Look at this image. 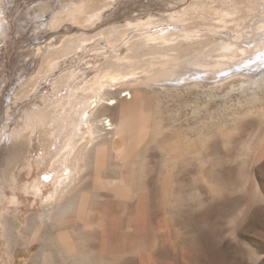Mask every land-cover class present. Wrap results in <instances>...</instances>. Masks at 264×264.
Returning a JSON list of instances; mask_svg holds the SVG:
<instances>
[{"label": "rangeland", "instance_id": "374dc122", "mask_svg": "<svg viewBox=\"0 0 264 264\" xmlns=\"http://www.w3.org/2000/svg\"><path fill=\"white\" fill-rule=\"evenodd\" d=\"M102 1L103 0L101 1L94 0L95 3L93 8L97 9L95 5L97 7L100 6L102 8L103 7L105 8L99 12V15H97L98 17L96 16L97 18L96 17L93 18L95 20L92 19V21L88 23L87 22L83 23L82 22L83 20L79 18L78 22L73 20L72 21L66 20L67 22L66 23L65 20L62 21L59 20L55 24H51V21L53 20V14H54L53 12L55 11L53 6H58L60 3L59 0H56V2L55 1L49 2L51 3L50 10H47L49 11V13H47V11H44L43 14L45 13L46 14L44 15V17L42 16V18L39 20L34 17L33 18L29 16L27 17L26 11L22 13L21 16L18 15L21 18V20H24V22L20 21V23L19 22L16 23L17 25L15 24L16 26H14L13 30L11 31L10 38H8L9 44L7 45L6 48L4 45L0 44L1 45L0 53L3 54L0 55V67H1L0 71L2 72V73L0 72V75H3L0 76V87L2 90L0 93V131L4 129V127H6L4 130H6L7 128H8L7 130H12V128L15 129L14 125L19 122L21 123L20 121L21 115L23 117L26 116V114H29L33 111V108L35 106L29 105L31 102L39 103L44 96H47V98L49 97L48 99L51 100L54 94V90L56 89V85L52 84V82L49 81V79L47 81L41 82L40 84L37 83L38 74L42 72V69L45 68L48 59H50L51 57H56V58L58 57L61 59V57L67 56L68 58L66 62L61 63L60 67L56 69L57 70L56 72L54 71V75L52 76L53 79L60 77L59 76L60 73H62L63 75H68L71 73L72 70L76 68H80L81 70L84 69V71H86L88 74L90 75L92 74L88 80L89 81L88 86H90L93 77H94L93 82H96L103 75H105L108 70H110L108 68L111 62L112 64L114 63L113 66L115 64L118 65L121 64L126 66L127 63L130 65H134L144 59H148V58L151 59L153 57L152 54L155 52L156 49L157 50L159 49V51H161L160 45H158L159 43L149 41V44L155 47L157 46L156 48L153 47L147 48L146 46H143L141 44L143 42H148L146 41V38L140 36L141 35L139 34L140 29L138 30V28L141 29L144 28L145 20L149 18L157 19L162 15L174 14L175 12L177 13L179 9L180 11H182L183 9H184L183 11H189L191 8L194 7L205 8L206 13L207 14L209 13L211 16H213L214 14L213 10L215 8H219L213 0H205L207 2L208 1L211 2L210 4L211 6L207 5V3L204 0H201L202 3L204 2L203 4L199 0H184V1L181 0L183 2H180V0H117V1L105 0L103 1L104 3ZM218 1L220 0H217V2ZM231 1L227 0V2H231ZM234 1L236 2V0ZM237 1L239 3L241 2L240 6L239 5L238 6L240 7L241 10L244 9L242 12L245 15L244 14L241 15H243L245 18L247 17L249 18L251 17V15H256L255 11L252 9L256 10V8H258L259 10L261 7L258 5L257 0H246V1L237 0ZM243 1L245 2L244 4L242 3ZM238 2L236 3L239 4ZM100 3L102 4L99 5ZM35 4H32L31 7H33ZM25 5L27 7L29 6L28 1L25 2ZM241 5L244 6L245 8L242 7ZM255 5L258 6L250 8L251 6H255ZM205 6H207V8ZM100 7L99 10L101 9ZM259 11H260L259 13H264V9H260ZM239 18H242V16L241 17L239 16ZM215 24H216L215 21L208 22V21H202L200 19L194 20L193 22L192 21L188 22L187 23L188 27L190 28L196 27L202 30L199 33V36L200 35L201 36L200 38L195 39L196 41L195 40L185 41V42L183 41L181 42V44L179 42V46L178 48H176V52L181 54L180 57H185V54L188 55L193 52L203 51V49L206 50L207 48H210L211 46H214L217 42H219L218 33L208 31V30H214V28L216 30L218 27H215L216 26ZM229 26L231 27L233 26V27L231 28ZM234 26L235 25L233 24L228 25L230 29H233ZM175 31L176 33L179 32L180 34L179 30H175ZM175 31H173L172 33V30L170 31L167 30L164 31V34L166 36L168 34V37L170 38V36L173 35ZM169 32L171 33L169 34ZM121 35L125 37L126 41L123 40L120 46L118 45L119 43H112L111 44L112 47L110 46L111 49H108L105 45L103 46L105 41L107 40L111 41L114 38H117L118 36ZM131 36L134 37V39ZM174 37H175L174 35L173 37L171 36V38ZM206 37L208 38V41ZM213 37L214 39H212ZM81 44L85 46L82 50H80L77 47V45H81ZM180 45L184 48H182ZM4 48L6 50H4ZM127 48L128 50L126 51ZM192 48H194L197 51L193 50ZM118 49L119 50L121 49L120 51H118L119 53L116 52ZM169 50L171 51L172 49L168 47L167 51ZM133 54L136 56L135 58L132 57ZM114 60L116 61L114 62ZM120 60H122L123 62H121ZM89 66L93 69L91 70ZM98 66L99 68L104 67L103 69L107 68L105 69V71H103V69H100L103 71V72L101 71L102 75L100 73L101 77L98 75L99 74ZM113 66L112 67L110 66V68H113ZM126 67H129V65H127ZM139 79H140L139 81L144 82L146 81L147 76L145 74L140 75ZM59 84H63V80H61ZM229 86H230L229 83L225 85L222 84L210 90L209 94L207 93L206 90L197 89L196 87H192V88L183 87L184 89L182 88V92H177L174 94H168L162 88L152 89L148 87L146 88L142 87L139 89V100L143 104L148 103L149 108L151 109V121H152L151 125L155 130V131L151 130V134L154 135L156 133V141L157 143L158 142L159 143L157 144L155 142L154 145L152 146L153 148L150 147L149 150L147 148H144L141 152L142 153L141 156L143 155L142 156L143 158L141 157L140 159L136 160V163L134 162L135 164L133 162L127 163L126 164L127 166L125 165L126 167L121 162V160L116 158L115 154L117 153L116 148L118 147V145L114 149V146L112 144L107 143L104 146L105 149L104 148L101 149V153L103 154H101L102 156L100 155V158L97 159L96 154H94L96 153V149L93 150V155L91 157L92 164H91V169L89 171L86 172L85 166L83 167L82 165L80 170L75 172L74 175L72 176V179L69 180L70 182L68 183L66 182V185H68L67 186L68 191L76 188V186L78 188L79 193L85 191V193L88 195L89 198L88 212L94 215L102 214V219H104L102 221L100 220L98 224H95L93 228L95 230H93L92 232H90V230L81 232L83 235H85L87 232L88 235L83 236L81 235V233L80 235H78V237H81L77 239V240L80 239L79 241L80 244L82 245L81 251L85 247H88L90 245L91 247H95L96 243L100 239H102L101 238L102 234L100 233L112 221H116V220L119 221V223L124 226L122 230L124 229V231H126L127 225H129L131 222L138 224V219L141 220L144 214H146V212L147 213L151 212L150 222H149L150 225L149 230L151 231V234L148 235V233L141 230V232L136 238V241L138 246L140 247L144 246L142 248H145L146 245H149L152 254L149 257L147 255L148 258L137 259L136 261H134L135 263L133 261H130V259H128L129 261H125L124 264H139V263L140 264H163V263L164 264H209V263L210 264H264V157L261 159L258 157L264 147V142H263L264 118H262L264 115L263 113L264 92L261 95V100H256L254 101L255 102L254 104H251L248 102L249 100H247L248 97L246 95L248 92L246 93L236 92V94L230 96L229 98L227 96L225 97V94L227 95L228 93ZM32 87L35 88L32 89ZM116 89L113 88V90ZM24 91L27 94H24L25 93ZM203 92L206 94H204ZM62 93L65 94L64 92ZM62 93H59L58 95ZM126 94L127 93H123L122 96ZM26 95L29 96L30 98L27 97ZM24 96L25 98L26 97L27 98L25 99ZM144 99H146V101ZM24 105L26 106L24 107ZM249 110H252V112L248 113ZM195 111L198 114L194 113ZM47 112L48 113L46 114L40 115L41 118L40 122L43 120V122L40 123L41 124L40 127H42V125L43 126L46 125L48 128L47 127L46 129L44 128L45 130L50 129L49 120H51L52 118L57 117V119L60 118L63 119V115L60 114L53 115L52 110H48ZM176 118H178L179 120H177ZM46 122L49 124H46ZM171 124H172V128H171ZM10 125H12L13 127H10ZM158 127H161V129L163 128L162 130L165 134L162 131L159 132ZM174 132H176V134H174ZM5 133L6 132L4 131L1 142L3 141L4 138H5L4 141L5 140L7 141L5 137L6 135ZM160 133L164 134V136L160 135ZM30 134L31 131L27 130L23 132L21 136L17 137L14 143V145L15 146L17 145V147H15L16 149L13 150V153L10 156L11 165L7 172V176H10V174L16 168V165L21 161H23L24 159L23 157L27 152L26 148L28 147L27 143H29L28 138H30L29 137ZM159 136L162 139L164 138L165 140L163 141H166V143L163 142ZM189 137L191 138L192 141L191 140L189 141ZM48 138L50 139L49 136ZM205 138L208 141H206ZM91 139L92 136L89 133L84 136V139L79 145V150L81 152H83V150L87 152V150L91 148L92 146ZM186 139H188V141L192 143H189ZM4 141L0 143V147L3 146V144L6 142ZM205 142L207 143L209 142V144ZM161 143H164L163 145L165 146H163ZM179 152L181 154H179ZM196 152H199L200 154H197ZM169 153L170 154L173 153L172 154L173 156L175 154L176 155L174 157L168 158L166 157V155L168 156ZM45 154H47L46 156L49 157L48 151H46ZM213 154L214 155L216 154L215 156L217 157L211 158V157H215ZM198 156L201 157L198 158ZM101 157L103 158L101 159ZM177 157L180 158L177 159ZM94 158H96L97 161L100 160L101 162L98 177L96 176V170H98L99 165L97 166V162H95L96 160ZM145 162H147V167ZM131 163H133L135 166H133V164ZM176 164L178 166L180 165L179 168ZM175 165L176 167H174ZM143 166L144 168H142ZM184 166H186L189 170H187V168H185ZM128 167L130 171L129 169H126L125 171V168ZM170 167L171 168L174 167L173 168L174 171ZM176 168L177 170H175ZM81 169H83V171H81ZM181 170L183 171L181 172ZM10 171L12 172L10 173ZM136 171L138 172V174ZM166 171H168L169 173ZM132 173L134 175H132ZM141 176L144 178V180L140 178ZM166 176H168V178L165 181ZM160 177L161 179L159 180ZM97 178H100L99 181ZM107 179L115 180V181L120 180L118 182H123L124 179L127 180L125 187L129 186L127 188L130 189V191L133 193V198L135 201L132 199H130L132 201L129 200H125L123 202L118 200L115 201L114 199L115 197L113 196V194L100 187V184L102 182L100 180L108 181ZM79 181L81 182L80 185L77 184L79 183ZM82 181L85 183L82 184ZM130 184L132 185V187ZM178 185L180 186V188L178 187ZM193 186L194 187L197 186V187L193 188ZM211 189L213 191H211ZM193 191L197 192V194L191 193ZM17 192L20 198L15 203L9 205L10 207H12L11 210H13L15 214L17 212H18L17 214H21L24 212L26 213V211H33L35 210V208L37 209L40 207L39 204L41 203V195L36 194L31 187L21 188V190ZM136 192H139L137 193L138 195H136ZM180 193H184L183 195L186 194L185 195L186 197L184 196V198L181 199V197L183 196L181 194L180 195L181 197H179ZM190 193L193 195H191ZM134 195L137 197L135 198ZM166 195L169 198L164 200ZM99 198H102L100 199L101 201L99 200ZM170 198L173 199L170 200ZM175 199H177V202L180 205L176 203ZM22 200L24 203L22 202ZM98 200H99V204H97L98 202H96ZM188 200L189 201L192 200L190 201L191 205L188 203ZM93 201L94 203H96L94 207L92 206L94 205L92 203ZM182 201L185 203H183ZM207 201H209L210 204ZM200 202L202 203L201 208H199ZM169 203L171 204L170 205L171 208L169 206ZM184 204H186V206ZM187 204L190 205V208L187 207L189 206ZM213 204H215V206ZM122 205L124 206L122 207ZM174 205L175 208L173 207ZM115 206H117V208ZM131 206L133 207V209ZM91 209L92 210L95 209V211H97L98 209V211L94 212L91 211ZM171 209L173 212L171 211ZM182 210H184L185 213ZM194 210L196 211V214H194L195 213ZM13 211L12 214H14ZM114 211H116L117 213ZM73 213L74 212H72V214ZM180 214L184 216H181ZM73 217L69 218L68 216L69 219L67 223L70 224L76 223L75 217L74 218ZM189 217H192V219ZM37 226L39 227V223L36 222L32 223L30 225L29 230L27 232L24 231V233H22L21 236L18 235V233L16 232L17 230L13 233V237L11 239L12 240L11 249H13V251L16 252L18 258L22 257L24 254H28L27 248L30 246H33L36 251L39 248V243L41 242L42 239L48 241L46 240L49 238L48 235L49 236H51V234L54 235L57 232L62 231L63 229L61 230V228L64 227L63 225L50 226V227L48 226L46 229L43 228L45 230L41 229L40 231L41 236H39L40 240H38V242H36L35 244H31L30 242L31 234L33 232V229H35L34 231H36V229L38 228ZM196 227L197 229H195ZM88 231L90 233H88ZM93 232H95V234ZM161 233L162 235H160ZM152 235L154 236V239L157 240L156 246L154 247L150 242V240H153ZM177 235L179 236L177 237ZM188 236L190 238H188ZM201 238H203L202 241ZM93 239L96 240V242ZM203 242H205V244ZM83 243L85 246L83 245ZM228 245L231 247H229ZM7 251L8 249H4V250L0 249V257H1L0 264H5L2 255L4 252ZM178 252L181 253L179 254ZM96 255L99 254L96 253ZM161 255H163V257ZM58 263L62 264L60 261L57 262V264ZM105 264H109V262L106 261Z\"/></svg>", "mask_w": 264, "mask_h": 264}, {"label": "bare ground", "instance_id": "6f19581e", "mask_svg": "<svg viewBox=\"0 0 264 264\" xmlns=\"http://www.w3.org/2000/svg\"><path fill=\"white\" fill-rule=\"evenodd\" d=\"M26 1H28V3H29L28 7L25 5ZM51 1L56 2V0H0V44L4 45L5 48L7 47V45L9 44L8 38H10L11 31L13 30L14 26L17 25L16 23H18V22L20 23V21L24 22V20H21V18L19 17V16H21L22 13H24L26 11L27 17L28 16L31 18L34 17V18L39 20L42 18V16L44 17V15L46 14V13L43 14L44 11L50 10L51 3H49V2H51ZM59 1H60V3L58 6H53L55 11L53 12L54 13L53 14V20L51 21V24H55L59 20L60 21L65 20V22H66V20L67 21L73 20V21L78 22L79 18L83 20L82 21L83 23L84 22L88 23V22L92 21V19L94 17L99 15V12L105 8V7L102 8L100 6L97 7L96 5H95V7L98 10L93 8L94 3H95L94 0H63V1L59 0ZM99 1H101V0H99ZM103 1H105V0H103ZM107 1H109V0H107ZM183 1L180 0V2H183ZM199 1L202 3L201 0H199ZM213 1L219 7V8H215L213 10L214 11L213 16H211L209 13L207 14L205 8L194 7V8H191L189 11H183L184 9L182 11H180V9H179L180 12L178 11L177 13L175 12L174 14L162 15L157 19H154V18L150 19L149 18V19L145 20L144 23H145L146 27L144 26V28H142V29L138 28V30L140 29V32H139V34H141L140 36L146 38V41H148V42H143L141 44L143 46H146L147 48H152V47L156 48L157 46L155 47L153 45H150L149 41L159 43L158 45H160L161 51H159V49L158 50L156 49L155 52L152 54L153 57L151 59H149V58L144 59V60H142L139 63L134 64V65H130L128 63L126 64L124 62L126 64V66L129 65V67H126L125 65H121V64H119V65L115 64L113 66L114 63L112 64V62H111L112 65L110 64V66L111 67L113 66V68H110V66H109L108 69H110V70H108L106 72V74L104 73L105 75H103L102 77L100 76V73L102 71L100 69H103L104 67L99 68V66H100L99 65L98 66V69H99L98 75L101 78L100 79L97 78L99 80L96 82H93L94 77L92 76L93 77L92 78L93 83L91 82L90 86H88V84H89L88 80L92 74L90 75L86 71H84V69L81 70L80 68H76V69L72 70L71 73L68 75H63L62 73H60L59 74L60 77L53 79L52 76L54 75V71L56 72L57 71L56 69H58L60 67L61 63L66 62V60L68 58H67V56H65V57H61V59L58 57L57 58L51 57L50 59H48L45 68H43L44 72L42 69V72L40 74L37 73L38 74L37 83L40 84L41 82L47 81L49 79V81H51L52 84L56 85V89L54 90V94L51 93V94H53L51 100L48 99L49 97L47 98V96H44L39 103L30 101L31 103L29 105H33L35 107L33 108V111L29 114H26V116L22 117V115H21V118H20L21 123L15 122L16 123L14 125L15 129L12 128V130H7L8 129L7 128L6 130H4L6 128V127H4V129H2L0 131V143H2L5 139L4 138L3 141L1 142V139L3 138L4 131L6 132L5 137L7 139V141L5 140L6 142L4 141L5 143L3 144V146L0 147V249H3V250L8 249V251L4 252L2 255V258H3V261L5 264H57V262H59V261L62 264H105L106 261L109 262V264H124L125 261H129L128 259H130V261L134 262L137 259L148 258L152 254V251L150 250L149 245H146L145 248H142L144 246H142V247L138 246L137 241H136V238L139 235V233L141 232V230L148 233V235L151 234V231L149 230V226H150L149 222H150V213L151 212L150 213L146 212V214H144V216L141 220L138 219V224L131 222L129 225H127L126 231H124V229L122 230V228L124 226L121 225L119 223V221H117V220L112 221L109 225H107L106 228L103 229V231L101 230L102 232L100 234H102L101 235L102 239H100V237H99L100 240L96 243L95 247H91V245H90L88 247H85L81 251L82 245L80 244V241H79L80 239L77 240L78 238H81V237H78V235H80L81 232H85L87 230H90V232H92L93 230H95V229H93L95 224H98V222L100 220L102 221L104 219H102V214H98V215L95 214L94 215V214H91L88 212V200H89V198H88V195L85 193V191L79 193L76 185H75L76 188L68 191L67 190L68 185H66V182L67 183L70 182L69 180L72 179V176L74 175L75 172L80 170L82 165H83V167L85 166L86 172L89 171L91 169V164H92L91 163V157L93 155V150L96 149V153H94V154H96L97 159H98V158H100V155L103 154V153H101V149L104 148V146L107 143L112 144L114 146V149L118 145V147L116 148L117 153L115 155H116L117 159L121 160V162L124 164V166L130 162L136 163V160L140 159L143 156V155L141 156V154H142L141 152L144 148H147L149 150L150 147H152L155 142L157 143L156 133L154 135L151 134V130L153 131L154 129H153V126L151 125V122H152L151 121V109L149 108V104L148 103L143 104L139 100V89L142 87H145V88L148 87V88H152V89H154V88H160L161 89L162 88L168 94H174L177 92H182L183 87H191V88L196 87L197 89L206 90L207 93L209 94L210 90H212L213 88H216L217 86H220L222 84L225 85V84L229 83L230 84L229 90H228L227 95L225 94V97L227 96L229 98L230 96L236 94V92H238V93L248 92L246 96L248 97L247 100H249L248 101L249 103L254 104L255 103L254 101L261 100V95L264 92V13H259L260 12L259 10L264 9V0H257L258 5L261 7L259 10H258V8H256V10L252 9L255 11L256 15H251V17H249V18L248 17L245 18L243 15H241V14H244L242 12L244 9L243 10L240 9L239 6H240L241 2L239 3L237 0H236V2H238L239 4H237L234 0L233 1L230 0L231 2H227V0H220V1H218L219 3L217 2V0H213ZM205 2L207 3V5L211 6L210 5L211 2H209V1L208 2L205 1ZM35 3H37V4H35ZM242 3L244 4L245 2L243 1ZM32 4H35V5L33 7H31ZM101 4L102 3H100L99 5H101ZM176 4H177V2H176ZM253 4H254V2H253ZM107 5H108V3H107ZM209 6H208V8H209ZM257 6L256 5L251 6L250 8L257 7ZM99 7L101 8L100 10H99ZM205 7L207 8V6H205ZM242 7H244V6H242ZM47 13H49V11H47ZM251 13H254V12H251ZM239 16L240 17L242 16V18H239ZM25 18H26V16H25ZM197 19H200L202 21H208V22H213V21L216 22L215 27H218L219 29L217 28L218 30L217 29L215 30V28H214V30H208V31L218 33L219 42H217L214 46L207 48L206 50L203 49V51L193 52L191 54L187 53L188 55L185 54V57H180L181 54L176 52V48H178L179 42L181 44V42H183V41L184 42L185 41H193L195 39L200 38V36H201V35L199 36V33L202 31L200 28L199 29L196 27L190 28L187 26L188 22H191V21L193 22L194 20H197ZM93 20H95V19H93ZM230 24L235 25L233 29L229 28L231 26L228 27V25H230ZM189 25H191V24H189ZM141 27H143V26H141ZM167 30L168 31L172 30V33L175 30H179L180 34H179V32L176 33V31H175L173 34L175 37L171 38V36L173 37V35H171L169 38L168 34H167V36L164 34V31H167ZM135 32H137V31H135ZM170 33L171 32H169V34ZM132 38L134 39V37H132ZM212 39H214V37ZM123 40H125V37H123V35H121V36H118L117 38H114L111 41L110 40L105 41L103 46L105 45L108 49H111L110 46L112 43H119L118 45L120 46V44L123 42ZM207 41H208V38H207ZM79 43H80V41H79ZM209 44H212V43H209ZM74 46H75V44H74ZM77 47L80 50H82L85 46L81 44V45H77ZM168 47L171 48L173 51L175 50L174 51L175 54L173 53L172 50H171L172 53L170 50L167 51ZM5 48H4V50H6ZM128 48L126 49V51L128 50ZM182 48H184V47H182ZM0 49H1V47H0ZM187 49H185V50H187ZM192 49L195 50L194 48H192ZM120 50L118 49L116 52H118ZM198 50H199V48H198ZM75 51H76V49H75ZM195 51H197V50H195ZM184 52H187V51H184ZM191 52H192V50H191ZM72 54H74V53H72ZM0 55H3V54L0 53ZM116 56H118V55H116ZM132 57L135 58L136 56L133 54ZM115 61L116 60H114V62ZM120 61L123 62L122 60H120ZM130 63H132V62H130ZM92 69L93 68H91V70ZM105 69H107V68H105ZM105 69H103V71H105ZM143 74H145L147 76V79H146V81L141 82V81H139L140 80L139 76L143 75ZM101 75H102V73H101ZM0 76H3V75H0ZM1 79H2V77H1ZM61 80H63V84H59ZM35 85H36V83H35ZM46 86H48V85H46ZM33 88H35V87H32V89ZM113 88H115V89L118 88V89L113 90ZM1 91L2 90L0 87V93H1ZM26 92L24 94L28 93V92L27 93ZM31 92H32V90H31ZM62 92H64L65 94H63ZM59 93H62V94L58 95ZM123 93H127V94L122 96ZM204 94H206V93H204ZM16 96H17V94H16ZM65 96H66V99H65ZM27 97H29V96H27ZM24 98H25V96H24ZM207 99H208V97H207ZM144 100L146 101V99H144ZM25 106L26 105H24V107ZM98 106H99V108H98ZM48 110H52L53 115L54 114L63 115V119H61V118L57 119V117L52 118L51 120H49L50 124L46 122V124L50 125V129L45 130L47 127L46 125H44V126L42 125V127H40V125H41L40 123L43 122V120L40 122V119H41L40 115L48 113L47 112ZM251 112H252V110L248 111V113H251ZM194 113H197V112L195 111ZM263 113H264V110H263ZM42 118H43V116H42ZM262 118H264V115ZM176 119L179 120L178 118H176ZM16 120H14V121H16ZM161 121H163V120H161ZM175 122H174V125H175ZM177 124H178V122H177ZM10 127H13V126L10 125ZM158 128H159V130H158L159 132H161V131L163 132V130H162L163 128L162 129H161V127H158ZM171 128H172V124H171ZM27 130H30L31 134L29 136L30 138H28L29 143H27L28 147L26 148L27 152H26L25 156L23 157L24 159H23V161H21L20 163H18L16 165V168L14 167L15 169L13 170V172L10 171V173L12 172L10 174V176H7V172L10 168V165H11V157L10 156L13 153V150L16 149L15 147H17V145L15 146L14 143H15L17 137L21 136V134ZM167 130H168V128H167ZM88 133L91 134V136H92V139H91L92 146H91V148H89L87 150V152H85L83 150V152H84L83 153L79 150V145L82 142V140L84 139V136ZM164 134L160 133V135H163V136H164ZM174 134H176V132H174ZM47 135L50 137V139L48 138ZM157 135H159V134H157ZM182 135H184V134H182ZM197 135H199V134H197ZM200 135H202V134H200ZM25 136H27V135H25ZM167 137H168V134H167ZM203 137H206V136H203ZM203 137H201V138H203ZM163 140H165V139L163 138L162 141ZM186 140L188 141V139H186ZM190 140H191V138L189 137V141ZM206 141H208V140L206 139ZM163 142L166 143V141H163ZM189 143H192V142H189ZM205 143H207V142H205ZM161 144L163 145L164 143H161ZM167 144H169V143H167ZM207 144H209V142ZM247 145H249V144H247ZM159 146H160V144H159ZM163 146H165V145H163ZM187 147H190V146H187ZM195 149H197V148H195ZM46 151H48L49 157L46 156L47 155V154H45ZM196 153L200 154L199 152H196ZM172 154L173 153H171V154L169 153L168 156L166 155V157L171 158V157H174L176 155L175 154L173 156ZM179 154H181V153L179 152ZM201 154H202V152H201ZM183 155H185V154H183ZM183 155H180V156H183ZM156 156H157V154H156ZM199 157H201V156H198V158ZM216 157L217 156L211 157V158H216ZM258 157L260 159L264 157V147H263V150L259 154ZM102 158L103 157H101V159ZM152 158H153V156H152ZM178 158H180V157H177V159ZM185 158H187V157H185ZM237 158H239V157H237ZM94 159L96 160V158H94ZM171 161H174V160H171ZM95 162H97V166L99 165L98 170H96V176L98 177L101 162H100V160H98V161L96 160ZM196 162H198V161H196ZM133 163H131V164H133ZM179 163H180V161H179ZM134 164H133V166H135ZM145 164L147 167V162H145ZM152 164H150V165H152ZM183 164H185V163H183ZM176 165L174 167H176ZM124 166H123V168H124ZM179 166H178V168H179ZM11 167H13V166H11ZM184 167L187 168L186 166H184ZM142 168H144V166ZM173 168H171V169H173ZM126 169H129V167L125 168V171H126ZM169 169H168V171H169ZM132 170H133V168H132ZM175 170H177V168ZM187 170H189V169L187 168ZM81 171H83V169H81ZM129 171H130V169H129ZM168 171H166V172H168ZM173 171H174V169H173ZM182 171L183 170H181V172ZM145 172H147V171H145ZM156 172H158V171H156ZM194 172H196V171H194ZM94 173H95V171H94ZM171 173H173V172H171ZM137 174H138V172H137ZM137 174H136V177H137ZM141 174H142V172H141ZM132 175H134V174L132 173ZM180 175H178V176H180ZM80 178H81V176H80ZM140 178H142L144 180V178L142 176ZM167 178H168V176H166L165 181L167 180ZM97 179L99 181L100 178H97ZM108 179H110V178H108ZM160 179H161V177L159 178V180ZM80 181L77 184L80 185V183H81ZM100 181H102L100 184V187L104 190H107L111 194H113V196L115 197L114 198L115 201L118 200V201L123 202L125 200H129V201L134 200L133 193L130 191V189L127 188L129 186L125 187L127 180L124 179L123 182H118L120 180H118V181L100 180ZM85 182H86V180H85ZM85 182L82 181V184ZM93 182H94V179H93ZM190 184H191V182H190ZM137 186H138V184H137ZM29 187H31L36 194L41 195V203L39 204L40 207L37 209L35 208V210H33V211H26V213L24 212L21 214H17L18 213L17 212L15 214L14 211L11 210L12 207H10L9 205L15 203L20 198L17 191L21 190V188H29ZM131 187H132V185H131ZM178 187L180 188L179 185H178ZM195 187H197V186H195ZM195 187L193 186V188H195ZM136 189H138V188H136ZM160 189H161V187H160ZM131 190H132V188H131ZM143 190H145V189H143ZM211 191H213V190L211 189ZM165 192H166V190H165ZM93 193H95V192H93ZM137 193H139V192H136V195H138ZM172 193H171V196H172ZM191 193L197 194V192H194V191ZM147 194H148V192H147ZM181 194L183 197L180 196ZM183 194L184 193L179 194V197H181V199H183L184 196L186 195V194L185 195H183ZM104 195H105V193H104ZM191 195H193V194H191ZM148 196H149V194H148ZM136 197L137 196H135V198ZM167 198H169V197H167V195H166L164 200H166ZM100 199H102V198H99V200ZM105 199H107V198H105ZM130 199H132V200H130ZM171 199H173V198H170V200ZM99 200L96 201V202H98L97 204H99ZM175 200H176V203H178L177 199H175ZM185 201H187V200H185ZM190 201H192V200H190ZM190 201L188 200L189 204H190ZM22 202H23V200H22ZM172 202H174V201H172ZM207 202H209V201H207ZM207 202H205V203H207ZM92 203L94 204V205H92L94 207L96 203H94V201ZM183 203H185V202H183ZM189 204H187V205H189ZM209 204H210V202H209ZM170 205L171 204L169 203V206ZM184 205L186 206V204H184ZM190 205L187 207L190 208ZM201 205H202V203L200 202L199 208H201ZM213 205L215 206V204H213ZM123 206L124 205H122V207ZM115 207L117 208V206H115ZM173 207L175 208V205ZM193 207H191V208H193ZM170 208H171V206H170ZM24 209H26V208H24ZM92 209H91V211H94V212L98 211V209H97V211H95L96 208L94 210H92ZM132 209H133V207H132ZM12 211L14 214H12ZM159 211H160V209H159ZM171 211H172V209H171ZM182 211L185 213L184 210H182ZM72 212L76 213V214L73 213L76 223L70 224V223H67V221L70 217L71 218L73 217ZM114 212H116V211H114ZM213 212H214V210H213ZM132 213H134V212H132ZM178 213H179V211H178ZM194 214H196V211ZM157 215H158V213H157ZM68 216H69V218H68ZM181 216H184V215H181ZM186 216H187V214H186ZM177 218H178V216H177ZM189 218L192 219V217H189ZM184 221H183V223H184ZM34 222L39 223V227L37 226L38 228L36 229V231H34L35 229H33V232L31 234V241H30L31 244H35L36 242H38V240H40L39 236H41L40 235L41 229H43V228L46 229L48 226L50 227V226H61V225H63L64 227L63 228L60 227V228H61V230L63 229L64 231L63 230L59 231L54 235L51 234V236L48 235L49 238L46 239L48 241H45L44 239H42L41 242L39 243V248L36 251H35V248L33 246H30L27 248L28 254H24L22 257L18 258L16 252L13 251V249H11V241H12L11 239L13 237V233L17 230L16 232L18 233L19 236H21V234L24 233V231L27 232L29 230L30 225ZM189 224H190V222H189ZM33 226H34V224H33ZM185 227H186V225H185ZM197 227L195 229H197ZM52 228H54V227H52ZM45 229H43V230H45ZM187 229H188V227H187ZM47 231H48V229H47ZM96 231H97V229H96ZM90 232L88 231V233H90ZM93 233L95 234V232H93ZM81 235H83V234L81 233ZM85 235H88L87 232ZM85 235H83V236H85ZM160 235H162V233ZM154 236H155V234H154ZM154 236H153V240H150L153 247L156 246V243H157V240L154 239ZM178 236L179 235H177V237ZM183 238H181V239H183ZM188 238H190V237L188 236ZM91 240H92V238H91ZM202 240H203V238H201V241ZM94 241L96 242V240H94ZM94 241H92V242H94ZM203 243L205 244V242H203ZM83 245H84V243H83ZM203 247H204V245H203ZM229 247H231V246H229ZM225 248H227V247H225ZM151 249H153V248H151ZM227 249H229V248H227ZM227 249H226V251H227ZM201 250H202V248H201ZM167 252H169V251H167ZM96 253H98L99 255H96ZM178 253L180 254L181 252H178ZM203 254H205V253H203ZM147 255H148V257H147ZM161 256L163 257V255H161ZM258 261H260V260H258Z\"/></svg>", "mask_w": 264, "mask_h": 264}]
</instances>
